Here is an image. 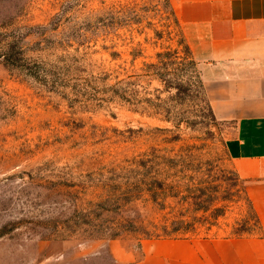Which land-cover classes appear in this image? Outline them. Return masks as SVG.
Wrapping results in <instances>:
<instances>
[{
    "label": "rangeland",
    "instance_id": "rangeland-1",
    "mask_svg": "<svg viewBox=\"0 0 264 264\" xmlns=\"http://www.w3.org/2000/svg\"><path fill=\"white\" fill-rule=\"evenodd\" d=\"M174 10L172 0H0V264H141L143 242L170 239L155 235L180 210L188 237L259 232L207 94L170 113L109 98L115 76L135 73L140 97L175 104L144 75L178 47Z\"/></svg>",
    "mask_w": 264,
    "mask_h": 264
},
{
    "label": "crops",
    "instance_id": "crops-1",
    "mask_svg": "<svg viewBox=\"0 0 264 264\" xmlns=\"http://www.w3.org/2000/svg\"><path fill=\"white\" fill-rule=\"evenodd\" d=\"M258 233L150 239L141 264H264V0H172Z\"/></svg>",
    "mask_w": 264,
    "mask_h": 264
},
{
    "label": "trees",
    "instance_id": "trees-1",
    "mask_svg": "<svg viewBox=\"0 0 264 264\" xmlns=\"http://www.w3.org/2000/svg\"><path fill=\"white\" fill-rule=\"evenodd\" d=\"M174 14L176 12L174 10ZM177 22L178 19L176 18ZM157 62H150L146 65V70L144 75L150 78L149 80H157L160 85L163 86V91L171 93L174 90V94H170L168 99L173 101L175 104L166 108V100H164L160 95H156L154 98L151 96L140 97V91L137 88V78L139 74H128L125 78H120L115 76L116 82L110 85L107 92L110 94V99H118L127 102L129 105L133 106L136 110L142 109L145 112H153V110L163 109L166 113H170L174 110L177 105L182 106L186 103H190L199 94H205V87L201 77V73L198 68V61L194 58L190 45L186 40L184 33H182L181 39L178 42V47L168 52L157 53ZM180 59V60H178ZM110 78L108 74H105V80ZM150 82V81H149ZM156 90L160 91L159 88ZM178 156H173L168 158L172 164H177L180 159ZM160 183V182H159ZM248 195V194H247ZM170 198L173 202H183L185 198ZM195 197V203L199 208L207 211L208 208L205 206L204 202L201 204L198 202L199 198ZM248 201L253 208L254 217L257 224L260 227L259 217L252 205V202L248 196ZM156 201H160L156 199ZM163 205H165V199L161 200ZM219 208V212L215 218L222 215L223 212ZM196 217V215L194 216ZM169 221V222H168ZM169 223V224H167ZM193 222L188 219L185 213L180 210L175 215L170 218H165L160 231L161 234L155 235L156 238H180L187 236L189 232L193 231ZM246 233H251L247 228H242L240 231H235L234 235L239 236ZM188 237V236H187Z\"/></svg>",
    "mask_w": 264,
    "mask_h": 264
}]
</instances>
